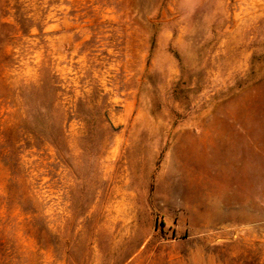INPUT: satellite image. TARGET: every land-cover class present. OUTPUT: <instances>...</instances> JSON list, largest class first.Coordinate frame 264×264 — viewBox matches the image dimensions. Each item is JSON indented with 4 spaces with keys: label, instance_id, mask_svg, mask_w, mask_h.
<instances>
[{
    "label": "rangeland",
    "instance_id": "rangeland-1",
    "mask_svg": "<svg viewBox=\"0 0 264 264\" xmlns=\"http://www.w3.org/2000/svg\"><path fill=\"white\" fill-rule=\"evenodd\" d=\"M0 264H264V0H0Z\"/></svg>",
    "mask_w": 264,
    "mask_h": 264
}]
</instances>
